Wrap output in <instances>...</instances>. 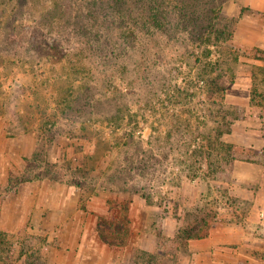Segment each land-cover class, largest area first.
Returning a JSON list of instances; mask_svg holds the SVG:
<instances>
[{"label":"rangeland","instance_id":"rangeland-1","mask_svg":"<svg viewBox=\"0 0 264 264\" xmlns=\"http://www.w3.org/2000/svg\"><path fill=\"white\" fill-rule=\"evenodd\" d=\"M236 1L203 5L217 16L200 39L165 28L156 41H123L129 23L111 12L93 42L91 0H0V219L8 206L12 225L26 216L0 229V264H239L240 254L264 264V227L238 190L251 185L227 163L229 151L264 160L228 140L242 118L264 135V54L233 44ZM248 75L251 104L229 102ZM31 166L44 177L24 181ZM37 187L48 196L31 207ZM205 207L216 216L208 237L162 245ZM119 218L127 241L104 242L98 222ZM234 227L259 243L221 237Z\"/></svg>","mask_w":264,"mask_h":264},{"label":"trees","instance_id":"trees-1","mask_svg":"<svg viewBox=\"0 0 264 264\" xmlns=\"http://www.w3.org/2000/svg\"><path fill=\"white\" fill-rule=\"evenodd\" d=\"M195 1L199 2V4L197 3L196 5ZM217 1L218 0H211V3H216ZM209 2L210 0H91V25L95 26L97 30L91 39L93 42L102 39L101 31L103 30L102 28L105 27L107 16L111 12L115 14L118 20H121V23H129L126 25L131 31H127V34H120V38H124L123 41H128L130 38L128 36H131L134 40L141 37L147 42L156 41L155 37L157 31L155 30H162L165 28L179 30L178 32H181L180 35H182L183 41L190 40L191 38H189V35L192 37L196 36L197 39H200L203 38V32L198 33V30L200 31L201 29H204L205 21H208V27L211 26L215 16H217V11L213 7L211 13L204 11L205 7H203V5ZM245 9L246 8L244 7L242 12H244ZM237 20L238 18L236 17L235 23ZM131 21H133L136 25H132ZM125 29H127V27H125ZM168 33L165 32L163 37L168 38V40L173 39L172 35H169ZM185 33L188 34V36H183ZM175 36L176 38L179 37V35ZM254 50L258 53L264 54V51L260 48H255ZM257 57L264 58L259 54ZM151 64V61H147V68H149ZM212 64L219 65L217 61H212ZM96 66L99 67V65ZM100 68L103 69L101 66ZM215 90L222 94L224 100L225 96L222 91L223 87L221 85H217ZM228 146L230 150L233 145L231 144ZM234 155L235 154L230 151L227 155L229 160L227 163L230 166L231 172L234 169V162L236 159ZM38 157L39 153L37 152L35 160H38L43 164L44 162L38 159ZM48 165L50 164L47 163V166L44 165L46 167L45 172L51 169ZM210 166L212 165L210 164ZM36 169L37 168L35 166H31L30 169H28L31 176L24 179V181L44 177L39 174V170ZM217 171L220 172L219 169H217ZM56 180L60 179L56 178ZM202 210L203 209H199L198 211L203 212ZM212 211L213 210L211 208L207 207L203 213L195 214V217L193 216L192 218L189 217L185 225L179 229L174 237H162V245H171L175 249H180L184 246V243L191 239L208 237L214 224L211 219L216 217L214 216L215 214L213 215ZM127 221L120 218L113 220L101 219L98 222L97 227L99 236L104 242L109 244L123 245L127 241L130 232ZM109 231L110 234L108 233ZM110 235L117 236L121 239L115 241L110 238ZM159 235H161V232H159Z\"/></svg>","mask_w":264,"mask_h":264},{"label":"crops","instance_id":"crops-1","mask_svg":"<svg viewBox=\"0 0 264 264\" xmlns=\"http://www.w3.org/2000/svg\"><path fill=\"white\" fill-rule=\"evenodd\" d=\"M244 7L246 9L242 12ZM230 13L238 18L234 26L233 44L240 49L251 50L260 48L264 51V0H239L232 2ZM256 61H262L260 64H264V58L256 57ZM247 79L246 83H244L242 79H238L232 84L231 91L227 93V100L229 102L243 106L251 104L253 97V79L251 75H248ZM245 120L246 119L242 118L237 121V127H234L230 134H228V140L237 146L240 145L242 148H253L264 154V135L262 129L256 126H244L241 122H245ZM233 177L239 184L251 185V187L238 190L241 193L253 197L252 199L255 203H253L251 211H255V214H257L253 220L251 219L253 221V226L259 224L256 226L264 227V160L254 161L250 159L236 158L234 162ZM36 189L37 191H35ZM36 189L33 192L36 197L31 201V207L33 203L39 204V198L48 196V194H43L46 193V190L43 188L37 187ZM25 190H23V192ZM50 194H53V192ZM10 211L12 212V206H8V209L4 210L2 219H0V229L9 228L19 230L23 225L26 216L24 217L22 214L18 217L17 222L12 225ZM237 229L239 228L235 229L234 227L230 235H228L227 231L222 230L220 235L225 238L232 236L235 240H240L239 242L247 238L248 243L250 241L255 245L256 242L259 243L260 237H258L256 232H245L241 231V228L239 230ZM234 258H236V262L238 261L240 264L239 260L242 259V254L235 255ZM231 264H235V262Z\"/></svg>","mask_w":264,"mask_h":264}]
</instances>
